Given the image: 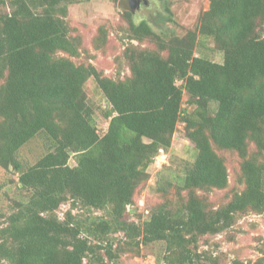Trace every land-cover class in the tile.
Returning <instances> with one entry per match:
<instances>
[{
  "label": "trees",
  "instance_id": "1",
  "mask_svg": "<svg viewBox=\"0 0 264 264\" xmlns=\"http://www.w3.org/2000/svg\"><path fill=\"white\" fill-rule=\"evenodd\" d=\"M78 1L0 0V169L10 173L0 190L21 191L0 209V264H111L156 241L163 264H221L200 240L264 213V0H208L183 35L157 33L124 9L115 75L72 33L68 6ZM200 37L221 62L196 54ZM107 38L100 25L92 48L105 51ZM89 79L108 105L102 132ZM179 122L193 157L178 181L156 187L161 200L146 218L130 220L136 189ZM35 136L45 152L25 165L19 150ZM261 252L232 264H264Z\"/></svg>",
  "mask_w": 264,
  "mask_h": 264
},
{
  "label": "rangeland",
  "instance_id": "2",
  "mask_svg": "<svg viewBox=\"0 0 264 264\" xmlns=\"http://www.w3.org/2000/svg\"><path fill=\"white\" fill-rule=\"evenodd\" d=\"M129 3V0H80L68 6V20L73 27L72 33L81 35L83 45L94 55L92 61L109 75H115L117 69L124 67L121 56L124 43L122 34L126 26L122 14L124 9L132 10L134 22L146 20L157 33L183 35L188 29L196 27L199 13L208 8V0H141L133 9ZM100 25H104L108 30L105 51L101 50L102 47L97 50L92 48V40L97 35ZM196 54L217 62L222 61V52L214 48L210 38L200 37ZM85 90L95 112L97 127L102 132L106 128L107 119L101 109L108 108L107 102L93 80L86 81ZM186 97L187 94H184V104ZM193 150L192 143L184 135L183 124L179 122L171 146L156 156L148 167L149 178L137 187L134 204L130 207L128 215L130 220L135 221L138 213L142 214V219L146 218L150 207L161 200V194L155 190L156 187L164 186L169 180L178 181L183 174L185 161L193 157ZM44 152L42 137L35 136L20 148L19 158L25 165H30ZM226 157L230 174L228 184L231 186L236 182L233 171L238 168L239 160L235 154ZM69 163L73 165L75 160L70 158ZM9 174L0 169V182L6 180ZM20 195L21 191L16 183L4 186L0 190V209L5 210L8 203ZM68 207V204L62 205L59 209L60 215ZM84 211L79 208L73 210L74 213ZM91 211L93 214L103 213L101 210ZM199 249H208L214 255L222 256L221 264H232L234 259L244 262L256 259L264 250V213H246L226 232L201 239ZM164 250V242L156 241L142 245L140 255L124 254L116 263L111 264H163Z\"/></svg>",
  "mask_w": 264,
  "mask_h": 264
},
{
  "label": "water",
  "instance_id": "3",
  "mask_svg": "<svg viewBox=\"0 0 264 264\" xmlns=\"http://www.w3.org/2000/svg\"><path fill=\"white\" fill-rule=\"evenodd\" d=\"M129 1H130L129 4L131 5L132 9L135 6H138L139 5V2H140V0H129Z\"/></svg>",
  "mask_w": 264,
  "mask_h": 264
},
{
  "label": "flooded vegetation",
  "instance_id": "4",
  "mask_svg": "<svg viewBox=\"0 0 264 264\" xmlns=\"http://www.w3.org/2000/svg\"><path fill=\"white\" fill-rule=\"evenodd\" d=\"M141 1V0H140ZM143 1V0H142Z\"/></svg>",
  "mask_w": 264,
  "mask_h": 264
}]
</instances>
